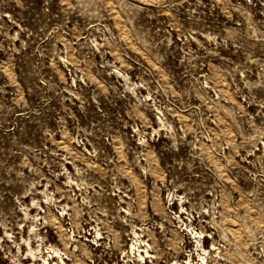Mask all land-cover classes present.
Instances as JSON below:
<instances>
[{
    "label": "rangeland",
    "instance_id": "1",
    "mask_svg": "<svg viewBox=\"0 0 264 264\" xmlns=\"http://www.w3.org/2000/svg\"><path fill=\"white\" fill-rule=\"evenodd\" d=\"M0 264H264V0H0Z\"/></svg>",
    "mask_w": 264,
    "mask_h": 264
}]
</instances>
